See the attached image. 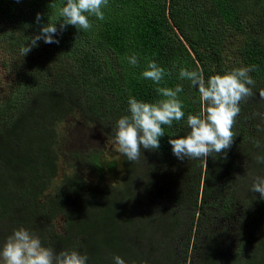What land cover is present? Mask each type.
I'll list each match as a JSON object with an SVG mask.
<instances>
[{"label": "trees", "instance_id": "1", "mask_svg": "<svg viewBox=\"0 0 264 264\" xmlns=\"http://www.w3.org/2000/svg\"><path fill=\"white\" fill-rule=\"evenodd\" d=\"M65 4L66 0H0V46L16 53V81L0 101V237L7 240L23 227L44 247L87 255V264H114V256L126 264H170L169 257L176 254L164 245L181 231L189 206L183 201L175 207L164 204L159 188L156 196L153 188L159 174L185 161L173 154L169 140L187 136L188 115L201 111L198 88L181 80L179 72L201 71L207 80L255 66L250 73L256 81L254 96L240 104L233 132L237 144L246 146L240 161L257 142L264 157V100L259 95L264 90V0H108L102 9L104 20L89 16L90 30L68 25L54 36L58 44L40 40L26 56L19 54L43 26L57 23L59 28ZM230 30L243 36L235 63L225 57ZM132 56L138 59L136 66L129 63ZM150 61L166 71L160 85L142 76ZM176 85L183 87L178 98L185 115L171 127L162 126L165 135L158 150L142 148L136 162L122 155L121 170L100 147L63 150L67 119L80 115L115 141L111 125L130 115L129 97L156 103L161 99L157 87ZM251 112L260 137L243 140L239 134ZM258 173L264 176V163H258ZM118 174L121 184L108 181ZM254 179L252 174L250 182ZM200 184L201 180L195 199L199 210L192 214L197 222L207 213L206 205L211 206L201 193L199 199ZM58 218L63 221L61 230ZM242 229L236 255L229 259L219 240L208 241L204 251H198L197 225L192 251L200 258L189 260V242L185 261L264 264V200L248 212Z\"/></svg>", "mask_w": 264, "mask_h": 264}, {"label": "clouds", "instance_id": "2", "mask_svg": "<svg viewBox=\"0 0 264 264\" xmlns=\"http://www.w3.org/2000/svg\"><path fill=\"white\" fill-rule=\"evenodd\" d=\"M107 5L108 0H66L60 11L63 19L59 28L57 23L43 26L40 33L31 37L30 43L20 49L21 55L26 56L40 40L46 44H58L59 40L54 39V36L63 32L68 25L75 26L78 30H90L92 25L89 16L104 20L102 9ZM41 20L42 16L38 13L37 23ZM128 60L133 66L138 64L136 56ZM255 70V66L241 67L223 75H212L207 80L201 71L180 70V79L190 81L198 88L201 111L199 115H188L187 126L190 132L187 136L169 140L172 152L179 160L203 158L207 163V159L214 154L226 155V150L230 149L235 139L233 128L241 112L240 104L254 96L256 81L250 73ZM165 75V69L155 61H150L142 73L144 79L157 85L161 84ZM156 91L161 97L156 103L129 97L130 115L119 118L111 125L118 153L130 162L140 159L142 148L158 150L160 138L165 135L162 126L171 127L174 121L184 118L183 104L178 98V93L183 92L181 85H176L174 89L157 87ZM259 95L264 100V90ZM257 146L259 147L258 142ZM256 161L264 163V157H256ZM250 191L259 193L264 200V177H255ZM87 261V255L77 250L56 252L51 247L42 246L41 239L23 227L13 230L0 245V264H87ZM113 261L114 264H126L120 256H114Z\"/></svg>", "mask_w": 264, "mask_h": 264}, {"label": "rangeland", "instance_id": "3", "mask_svg": "<svg viewBox=\"0 0 264 264\" xmlns=\"http://www.w3.org/2000/svg\"><path fill=\"white\" fill-rule=\"evenodd\" d=\"M242 41L243 36L240 33L229 31L225 49V57L228 62L232 61V63H235L239 61L237 49L243 43ZM15 58L16 53L11 52L4 46H0V101L9 90V87L16 81L13 68L16 62ZM252 105L251 101L250 106ZM258 126L254 119V112H251L249 120L244 126L243 134L239 135L243 140L249 135L250 137H260ZM246 130L249 132H246ZM62 134H64L63 150L100 147L119 163V170H121L122 155L117 151L118 145L115 141L107 139L98 124H88L82 116L77 115L67 119ZM245 153V144L242 142L237 144L236 139H234L230 149L226 150V155L215 156L214 154L213 157L207 159V163L203 158L190 160L186 158L178 167L168 170L166 174H159L158 185L153 188L154 196H156L159 188L160 195L164 197V204L169 203L170 206H173L183 201V203L187 202L189 206L183 213L184 220L181 231L176 234L170 243L164 245L166 251L170 250L176 254L174 257H169L168 263L187 264L190 259L193 261L200 258L199 252L192 251L197 225L199 227L198 236L196 237V241L199 244L198 251L203 250L208 241L215 239L222 243L221 245L227 258L231 259L236 255L240 241H242V225L248 212L251 209H256L260 200L259 193H253L249 190L253 184V182H250V177L252 174L255 177H264L260 175L261 173L257 174L258 163L256 161V157H261L263 154V146H256L245 156L244 160L241 159L240 161V158ZM240 163L243 164L240 165ZM66 170L72 171L68 167ZM201 170H203L202 176ZM120 174L116 177L109 176L108 181L121 184ZM59 179L60 177H58ZM200 180L202 189L199 191V199L201 193L206 204H211V206L206 205L208 206L206 212L209 214H204L197 222L195 216L199 207L195 206V199L198 181ZM229 209L230 211H228ZM169 210H173V208ZM192 214H195V216ZM62 223V219L58 218V230H61ZM5 241L0 237V245ZM189 242L191 243L189 260L185 261L184 253ZM202 257H204V252Z\"/></svg>", "mask_w": 264, "mask_h": 264}]
</instances>
